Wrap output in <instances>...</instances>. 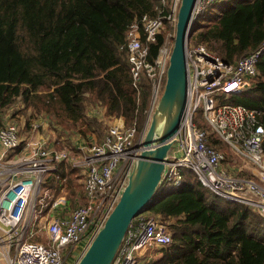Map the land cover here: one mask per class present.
I'll return each instance as SVG.
<instances>
[{
    "label": "built area",
    "instance_id": "1",
    "mask_svg": "<svg viewBox=\"0 0 264 264\" xmlns=\"http://www.w3.org/2000/svg\"><path fill=\"white\" fill-rule=\"evenodd\" d=\"M215 1L197 0L194 20ZM160 2L165 5V0ZM179 4L180 0H170L167 12L142 15L126 32L133 85L137 87L142 73L151 82L148 116L162 93L174 32H167L152 62L147 60L148 43L155 41L166 24L175 29ZM263 54L264 42L226 62L205 44L188 40L186 107L158 187L178 185L180 168L185 167L217 197L252 207L264 218L262 112L226 101L231 93L250 86ZM1 122L0 264H63L75 247L81 248L80 256L118 201L138 159L141 142H134L135 124H112L101 140L74 154L49 147L41 136L25 140L14 122ZM34 123L33 129L40 124ZM210 134L231 154L210 143ZM68 162L82 178L83 203L72 207L64 183L67 176L57 175L55 183L46 185L47 177ZM166 223L158 216L139 213L111 264H141V254L168 244Z\"/></svg>",
    "mask_w": 264,
    "mask_h": 264
},
{
    "label": "trees",
    "instance_id": "2",
    "mask_svg": "<svg viewBox=\"0 0 264 264\" xmlns=\"http://www.w3.org/2000/svg\"><path fill=\"white\" fill-rule=\"evenodd\" d=\"M206 8L190 42L205 44L226 62L264 42V0H217ZM162 12L167 7L160 0H0V109L20 101L24 110L42 112L53 128L85 137L99 128L98 118L86 114L90 102L108 116L123 117L125 126L137 122L141 128L151 82L142 73L133 85L126 32L142 15ZM166 29L175 31L166 24L148 43V61ZM256 68L250 86L226 101L260 110L264 124V54ZM164 83L165 77L161 90ZM209 142L221 148L211 134ZM57 175L72 176L61 167L47 185ZM182 175L178 185L157 190L140 213L166 220L171 238L155 247L156 259L141 264H264V218L244 204L218 203L189 169Z\"/></svg>",
    "mask_w": 264,
    "mask_h": 264
},
{
    "label": "water",
    "instance_id": "3",
    "mask_svg": "<svg viewBox=\"0 0 264 264\" xmlns=\"http://www.w3.org/2000/svg\"><path fill=\"white\" fill-rule=\"evenodd\" d=\"M196 4L197 0H180L164 87L148 116L138 159L118 201L75 264H111L130 223L145 210L158 190L186 107V46L195 22Z\"/></svg>",
    "mask_w": 264,
    "mask_h": 264
},
{
    "label": "rangeland",
    "instance_id": "4",
    "mask_svg": "<svg viewBox=\"0 0 264 264\" xmlns=\"http://www.w3.org/2000/svg\"><path fill=\"white\" fill-rule=\"evenodd\" d=\"M168 4H167V0H165V5L167 8H169ZM201 13H203V11L199 12V14ZM167 32H168L167 29L163 31L164 34H166ZM149 102H152L151 90H150V101ZM91 104L92 103L90 102L87 104L86 111L88 112L91 111V107H92ZM2 117H3L2 122H8V121L14 122L19 127V133L23 139L26 140L28 138H38L41 136L44 139H46L48 144L52 145L53 148L68 149L70 153H74V154H76L77 152H82L84 149L88 148L90 143L99 141L103 137L106 130L112 124L111 122L113 119V118H106L105 116H98L99 118L97 119V121L99 122V128L93 131H88L87 133H90V134H87L85 139L83 138L81 139L80 137H78V136H81L80 134L76 135L72 131L74 129L68 128V129L62 130L59 127L57 129L53 128L51 123H49V121L45 118L42 112H37V111L35 112L31 108L24 110L21 106V102H15L12 105L5 108L4 110L0 109V120ZM199 117H200V114H199ZM34 121L40 122V124H38L33 129V124H35ZM147 123H148V114H146L145 121L141 128H138L137 122L136 124L133 123L135 124L136 130H137V134L134 138L135 143L141 142L142 138H140V135L142 132H145ZM221 149L226 151L228 154H231L229 148L223 143H221ZM62 166L72 174V176H70L69 179H67L64 182L66 185L67 191L69 192V194H71L72 201L70 203V206L72 207L74 205L83 203L82 188H81L82 178H81L80 173L77 172L76 168L70 169L71 164L69 162L61 163L59 169ZM183 169H186V168L185 167L180 168L181 174H182ZM46 185H47V180H46ZM220 199L221 198L217 199L218 203H224L223 199L221 200ZM172 221H174V217H171L168 219L169 223H171ZM80 249L81 248H78V247L73 248L71 254H68L65 257L63 264H75L78 258L82 255L81 254L80 256H78L80 253ZM157 250L158 249L154 247L149 250V253L153 255H157Z\"/></svg>",
    "mask_w": 264,
    "mask_h": 264
},
{
    "label": "crops",
    "instance_id": "5",
    "mask_svg": "<svg viewBox=\"0 0 264 264\" xmlns=\"http://www.w3.org/2000/svg\"><path fill=\"white\" fill-rule=\"evenodd\" d=\"M17 102H20V101H17ZM150 106H151V102H149V106H148V110H147V114H148V111L150 110L149 108H150ZM86 114L88 115V116H91V117H93V116H95V117H97V118H99L98 116H105L106 118H113L112 119V124H124V118L123 117H121V116H119V117H112V116H108V115H106V113H105V108L103 107V106H100V105H98V104H95V105H92V107H91V111L90 112H88V111H86ZM46 118V117H45ZM34 122H37V121H34ZM111 124V125H112ZM107 131V130H106ZM106 133V132H105ZM105 133H104V135H105ZM88 134H90V133H88ZM77 135V134H76ZM103 135V136H104ZM82 136V135H81ZM81 136H78V137H80L81 139L83 138V139H85V137L87 136V134H86V136L85 137H81ZM43 138V137H42ZM102 139V138H101ZM100 139V140H101ZM49 145V147H51V148H53V146L52 145H50V144H48ZM55 149H57V148H55ZM63 167V166H62ZM170 187H172V186H170ZM169 187V188H170ZM159 189H161V190H163L162 188H160V187H158ZM160 190V191H161ZM151 257V259H149ZM156 259V255H153V254H151V253H149V251H147V252H144L143 254H141V256H140V262L141 263H144V262H147V261H149V260H152V259Z\"/></svg>",
    "mask_w": 264,
    "mask_h": 264
},
{
    "label": "bare ground",
    "instance_id": "6",
    "mask_svg": "<svg viewBox=\"0 0 264 264\" xmlns=\"http://www.w3.org/2000/svg\"><path fill=\"white\" fill-rule=\"evenodd\" d=\"M209 8V7H208ZM205 9H207V8H205ZM202 14V13H201ZM203 16V15H202ZM198 18V17H197ZM201 18V17H200ZM196 20V19H195ZM195 23V22H194ZM139 154V153H138ZM167 188H169V187H165L164 188V190H167Z\"/></svg>",
    "mask_w": 264,
    "mask_h": 264
}]
</instances>
